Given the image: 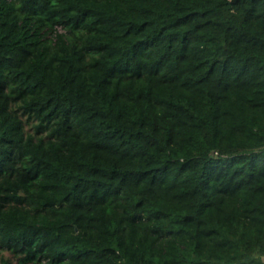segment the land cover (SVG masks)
I'll return each mask as SVG.
<instances>
[{
  "label": "trees",
  "instance_id": "trees-1",
  "mask_svg": "<svg viewBox=\"0 0 264 264\" xmlns=\"http://www.w3.org/2000/svg\"><path fill=\"white\" fill-rule=\"evenodd\" d=\"M0 264H264V0H0Z\"/></svg>",
  "mask_w": 264,
  "mask_h": 264
}]
</instances>
